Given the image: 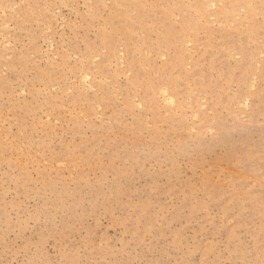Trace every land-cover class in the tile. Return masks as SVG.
<instances>
[{"label": "rangeland", "instance_id": "obj_1", "mask_svg": "<svg viewBox=\"0 0 264 264\" xmlns=\"http://www.w3.org/2000/svg\"><path fill=\"white\" fill-rule=\"evenodd\" d=\"M232 1L0 0V264H264V161L221 141L264 143V7Z\"/></svg>", "mask_w": 264, "mask_h": 264}, {"label": "bare ground", "instance_id": "obj_2", "mask_svg": "<svg viewBox=\"0 0 264 264\" xmlns=\"http://www.w3.org/2000/svg\"><path fill=\"white\" fill-rule=\"evenodd\" d=\"M256 1L258 3L259 8L264 7V0H256ZM232 2L237 3V4L239 3L243 6H246L248 3V0H233ZM229 5H230V3H229ZM196 6L197 7H195V8H197V10L201 9V6H199L198 4H196ZM138 25H139V28L144 33L145 29L142 26V24L138 23ZM160 28H162V26ZM193 28H194V24H193L192 29ZM112 30L115 33H122L121 29H119L118 26L112 28ZM153 30L156 31L155 29H153ZM263 30H264V28H262L260 25H255V27L252 28V31L255 32L254 35H256L259 32H262ZM164 32H165V34L161 33V31H159V33L155 32L157 34L156 45L160 46L161 42H165L167 44L168 49L170 51H172L173 56L169 58L168 64L165 67V69L163 70V75L167 74L166 72L169 69H172V68L178 66L177 59L179 57V49H181L180 44L183 41V39H182L183 35H181V33L179 34V33L173 32L172 26H165ZM126 36H128V34H126ZM110 37H111L110 34H106L105 39L103 38V42L107 47H109L108 38H110ZM220 37L224 40V44L219 47L220 52L232 50V51L238 52L242 56L241 62L234 66L235 69H237L239 71V74L236 76L233 75L234 76L233 80H235L238 84H244L247 76L252 71V66H253V64H252L253 52L249 53L246 50L247 45L253 41L252 40L253 37H251L248 33L239 32V33H234L233 35L232 34L230 35L225 31L221 32ZM110 45H111V43H110ZM141 45H144L148 49L150 48V46H147L148 42L146 39L144 41H142V43L136 45V49H139V47ZM259 55H260V53H259ZM214 62L215 61L212 60L211 64H214ZM138 66H139V61H136V62L130 61L129 68L131 71L134 69H137ZM263 66H264V63H263ZM198 75H199V78L201 79V82L206 83V81H205L206 73H203L202 71H200V73ZM227 76H228L227 78L229 79L230 76L229 75H227ZM256 77H257V79H259V81L262 84H264V68H263V73L256 75ZM177 84H178L177 82H173V83L167 82V83L163 84V85H165V88L163 90L166 89V91L170 93L168 95V97H167V95L165 96V98L166 97L168 98L167 101L173 102V97H175V95H177L176 94ZM165 92L162 91L161 93L165 94ZM258 96H260V94H258ZM248 98L254 100L255 97L249 96ZM235 127H237L238 129L244 128L242 125H239V123H236ZM224 131L227 132V129H224ZM243 139H245V138H243ZM221 141L226 143V146L228 147L227 153L231 157L235 156V154H237V153L243 152V154L240 155L241 160H242V158H245V160L248 162L264 161V143H252L250 145L248 142H246V140H244L243 142H240V144L237 146L236 144H233L231 141H229V139L227 137H225ZM217 145H220V140L210 139V140H208V142H205L202 137H199L198 143L195 145L196 146L195 150L198 152H201L203 150L210 152ZM238 147L241 150H239L237 152ZM243 147H245L246 149ZM229 156L227 158H230Z\"/></svg>", "mask_w": 264, "mask_h": 264}]
</instances>
